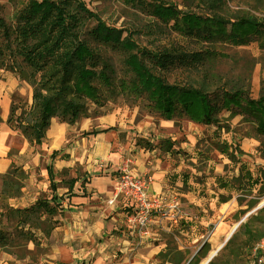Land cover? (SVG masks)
I'll return each mask as SVG.
<instances>
[{"label": "crops", "instance_id": "crops-1", "mask_svg": "<svg viewBox=\"0 0 264 264\" xmlns=\"http://www.w3.org/2000/svg\"><path fill=\"white\" fill-rule=\"evenodd\" d=\"M17 85L13 72L0 69V201L10 208L38 199L56 204L46 232L34 227L48 249L43 264H208L220 251L224 259L234 254L225 245L242 218L232 216L249 210L243 192L254 195L261 185L264 133L222 136L231 160L218 148L205 151L200 128L187 118L175 128L171 120H136L135 111L118 108L75 120L50 116L32 137L28 122L8 120ZM9 171L20 182L14 190L2 183ZM124 171L152 178L148 194L159 207L143 230L130 222L131 200L113 196Z\"/></svg>", "mask_w": 264, "mask_h": 264}, {"label": "rangeland", "instance_id": "rangeland-1", "mask_svg": "<svg viewBox=\"0 0 264 264\" xmlns=\"http://www.w3.org/2000/svg\"><path fill=\"white\" fill-rule=\"evenodd\" d=\"M16 1L0 0L11 26L16 25ZM165 1L202 17L217 13L231 20L249 14L264 21V0ZM70 12L69 31L60 50L36 67L11 71L17 87L26 90L22 94L17 88L11 94V125L26 121V134L37 137L50 116L65 114L75 120L121 108L135 111L136 120L144 115L171 120L175 128L185 126L179 119L187 118L188 124L200 128L205 151L224 149L222 136L252 134V125L241 123V115L227 109L225 95L238 86H244L252 98L264 95L260 42L230 46L183 37L122 0H75ZM15 187L18 184L12 190ZM243 193L247 196L241 199L249 210L232 216L242 220L226 246L234 254L224 259L220 251L208 264H258L251 249L264 238V193L260 194V186L254 195ZM7 206L0 201V230L7 238L0 246V264L45 263L48 249L34 227L46 232L48 217L32 220L29 227L17 222ZM257 256L263 257L260 264H264V251Z\"/></svg>", "mask_w": 264, "mask_h": 264}, {"label": "trees", "instance_id": "trees-1", "mask_svg": "<svg viewBox=\"0 0 264 264\" xmlns=\"http://www.w3.org/2000/svg\"><path fill=\"white\" fill-rule=\"evenodd\" d=\"M74 1L17 0L13 12L15 26H11L3 16L0 5V69L20 72L24 66L36 67L59 51L69 31L70 7ZM122 3L129 4L144 17H154L183 37H195L209 42L219 41L230 46H242L256 40L264 48V21L253 15H240L227 20L217 13L202 17L194 12L181 11L165 0H122ZM243 87H235L225 95L227 109L233 115L240 114L241 123L252 125V134L242 133L241 136H256L264 133V95L252 98ZM220 150L225 151L228 157L234 160L232 152H227L225 148ZM20 176L23 177V174ZM260 177V194H263L264 168L260 169ZM10 178L9 171L1 177L2 183H8V187L18 184L19 187V182L11 181ZM55 211L56 204L47 199H38L25 208L7 207V212L16 215L20 222H32L40 219L42 215L47 219ZM6 241V233L0 230V246H4ZM230 242L232 238L225 247Z\"/></svg>", "mask_w": 264, "mask_h": 264}, {"label": "built area", "instance_id": "built-area-1", "mask_svg": "<svg viewBox=\"0 0 264 264\" xmlns=\"http://www.w3.org/2000/svg\"><path fill=\"white\" fill-rule=\"evenodd\" d=\"M152 182V178L149 175L133 176L124 171L118 175L116 179V186L113 196L123 195L131 200L134 205V210L129 216L130 222L135 225L139 230H143L153 219V210H156L159 206L158 200L152 198L148 194V187ZM174 214L173 218L180 216L177 204L173 205ZM162 213L163 216L167 214ZM264 251V238L258 240L252 247V253L256 257L258 264L263 262V257H258L257 252Z\"/></svg>", "mask_w": 264, "mask_h": 264}, {"label": "water", "instance_id": "water-1", "mask_svg": "<svg viewBox=\"0 0 264 264\" xmlns=\"http://www.w3.org/2000/svg\"><path fill=\"white\" fill-rule=\"evenodd\" d=\"M263 203V202H262ZM238 225V223L236 224V226ZM236 226L233 228V231H234V229L236 228Z\"/></svg>", "mask_w": 264, "mask_h": 264}]
</instances>
